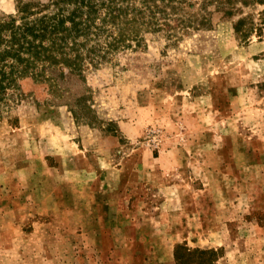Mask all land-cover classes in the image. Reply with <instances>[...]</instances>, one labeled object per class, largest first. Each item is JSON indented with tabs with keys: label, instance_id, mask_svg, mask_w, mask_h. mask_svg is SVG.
I'll return each instance as SVG.
<instances>
[{
	"label": "rangeland",
	"instance_id": "1",
	"mask_svg": "<svg viewBox=\"0 0 264 264\" xmlns=\"http://www.w3.org/2000/svg\"><path fill=\"white\" fill-rule=\"evenodd\" d=\"M164 3L92 11L79 70L1 104L0 264H178L180 243L264 264V31L234 27L264 3ZM74 8L0 0V21Z\"/></svg>",
	"mask_w": 264,
	"mask_h": 264
},
{
	"label": "trees",
	"instance_id": "2",
	"mask_svg": "<svg viewBox=\"0 0 264 264\" xmlns=\"http://www.w3.org/2000/svg\"><path fill=\"white\" fill-rule=\"evenodd\" d=\"M66 1L75 7L67 21L63 18L65 10H60L54 16L42 15L33 20L29 14H25L26 10H22L24 15L21 22L14 16L0 21V107L1 104L10 105L9 94L12 90L20 88V81L23 78L33 76L47 80L56 68L64 70L65 66L78 71L83 55L88 53L86 44L93 40L91 37L98 34L95 33L97 27H93L90 13L94 10H125L126 0ZM164 2V6L172 9L180 3L178 5H181V8L195 5L194 10H220L225 15L232 16L236 10H242L243 6L254 5L256 2L264 3V0H164ZM211 14L212 12L204 13L202 23H206ZM234 27L244 39H249L255 32L262 33L264 11L258 19L253 14L240 17ZM98 37L101 38L97 36L95 40ZM80 41L83 44L79 45ZM16 93H22V90ZM217 254L218 250L214 248H191L181 243L175 248L178 264H216Z\"/></svg>",
	"mask_w": 264,
	"mask_h": 264
}]
</instances>
